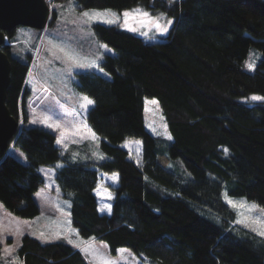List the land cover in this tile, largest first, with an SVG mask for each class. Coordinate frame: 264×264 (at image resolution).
I'll return each instance as SVG.
<instances>
[{"label":"trees","instance_id":"trees-1","mask_svg":"<svg viewBox=\"0 0 264 264\" xmlns=\"http://www.w3.org/2000/svg\"><path fill=\"white\" fill-rule=\"evenodd\" d=\"M73 1L80 8L142 5L174 23L155 42L119 24L94 25L98 41L115 51L99 63L109 76L77 72L75 88L94 102L86 120L106 156L101 161L72 160L55 132L29 124L26 78L36 44L26 45L17 27L6 32V104L21 130L0 149V201L35 218V193L45 184L40 169L55 167L79 235L105 241L112 254L129 247L148 264H264V237L238 224L223 198L226 191L264 207V99L250 98H264V0ZM56 17L52 9L47 31ZM252 48L262 57L247 71ZM148 97L158 99L171 140L146 128ZM132 139L141 140L139 161L123 146ZM108 178L111 199L102 207L97 191ZM18 255L23 264H89L69 243L29 234Z\"/></svg>","mask_w":264,"mask_h":264},{"label":"rangeland","instance_id":"rangeland-1","mask_svg":"<svg viewBox=\"0 0 264 264\" xmlns=\"http://www.w3.org/2000/svg\"><path fill=\"white\" fill-rule=\"evenodd\" d=\"M49 5L57 12L55 26L48 31L43 29L42 35L37 42L38 32L35 28L18 26L17 34H25L26 45L36 44L33 49V58L29 74L26 78V86L30 91L28 110L32 126H42L56 133L62 150L68 153L75 161H101L106 158L100 148V141L94 139L86 115L93 106L86 104L82 98L87 95L75 88L77 81L76 73L80 71L95 70L105 76H109L99 63L107 53L114 54L113 48L98 41L94 25L119 24L121 28L145 37L148 41L155 42L164 37L173 26L174 19L161 11H150L142 5H136L128 9H99L80 8L73 0H49ZM139 9L157 17L162 25H167L166 32L158 31L153 25L148 24L143 18H126L125 11L132 12ZM110 10V11H106ZM88 12L89 16L83 13ZM99 13L100 15H96ZM113 13L117 15H113ZM106 20H114L107 23ZM168 21H171L169 24ZM135 29V30H132ZM7 43H10L7 41ZM262 54L252 48L245 61L244 68L254 71ZM249 65H252L250 68ZM260 95H252L250 96ZM263 98V97H262ZM32 101V102H31ZM93 101V100H92ZM31 103V104H30ZM82 106V105H85ZM145 124L146 128L154 135L171 140L172 136L167 126L157 98L145 99ZM57 125L59 127H57ZM171 137V138H169ZM141 140L132 139L126 141L123 146L128 148L130 157L139 161L142 149ZM12 154L23 162H27L25 153L18 147H11ZM41 173L45 177V184L41 193H45L44 201L38 196L40 214L35 218H23L10 212L0 201V264H23L18 255L24 235L29 234L39 238L43 242H66L82 243V253L89 264H148L141 256L129 247H120L116 254H112L108 244L99 239L86 240L82 238L78 230L66 220L68 214L66 205L70 208V202L62 197L55 179V167L43 166ZM107 178V177H106ZM105 179V178H104ZM114 181L110 178L101 183L98 195L102 207L106 206L111 199L109 189L105 181ZM110 181V182H111ZM36 194V193H35ZM47 198L53 199L50 203ZM224 201L237 213V223L250 231L264 237V207L245 197H232L224 191ZM228 199L245 202L247 205H255V208H234ZM67 203V204H66ZM56 204V206L54 205ZM54 206L59 213L51 210ZM53 220L55 224H53ZM77 235H73L74 231ZM82 241V242H81ZM81 245V244H79Z\"/></svg>","mask_w":264,"mask_h":264},{"label":"water","instance_id":"water-1","mask_svg":"<svg viewBox=\"0 0 264 264\" xmlns=\"http://www.w3.org/2000/svg\"><path fill=\"white\" fill-rule=\"evenodd\" d=\"M47 0H0V149L6 150L9 143L20 133L18 120L11 114L7 104V89L10 84L11 62L2 50L7 43L6 32L20 25L39 30L45 29L51 18Z\"/></svg>","mask_w":264,"mask_h":264},{"label":"snow or ice","instance_id":"snow-or-ice-1","mask_svg":"<svg viewBox=\"0 0 264 264\" xmlns=\"http://www.w3.org/2000/svg\"><path fill=\"white\" fill-rule=\"evenodd\" d=\"M106 11H110V10H106ZM84 16H89V13L88 12H85L83 13ZM96 15H100L99 13H96ZM113 15H117L115 13H113ZM123 16L126 18V23H127V18L129 17H132V18H136V17H140V18H143V20H145L148 24H151L153 25L158 31L160 32H166L168 29H167V25H162L160 23V20L159 18L157 17H152L149 13L147 12H142L141 10L139 9H134L132 10V12H128V11H125L123 13ZM107 23H114L115 21L114 20H106ZM168 23L170 24L171 21H168ZM132 30H135V29H132ZM249 67L251 68L252 65H249ZM84 101H86V104H92L93 101L90 100L89 98L87 97H83L82 98ZM253 100H261V99H264L262 97H258V96H253L252 97ZM86 104L85 105H82V106H85L86 107ZM57 127H59L57 125ZM171 138V137H169ZM61 141H57V143H60ZM114 178H115V174H114ZM39 195V193H38ZM228 203H230L234 208H248L249 210H251L252 208H255L256 206L255 205H247L245 202H237V201H234V200H231V199H228L227 200ZM261 235H264V232H261ZM71 242V241H69ZM107 264V262H106Z\"/></svg>","mask_w":264,"mask_h":264},{"label":"crops","instance_id":"crops-1","mask_svg":"<svg viewBox=\"0 0 264 264\" xmlns=\"http://www.w3.org/2000/svg\"><path fill=\"white\" fill-rule=\"evenodd\" d=\"M93 134L95 135L94 136V139L95 140H98V137H97V135L93 132ZM59 137V136H58ZM58 137H57V141H58ZM58 144V146L62 149V146L60 145V143H57ZM139 144V146H141V149H142V144L140 145V143H137V145ZM126 149H128V148H126ZM63 151H65V150H63ZM41 170V169H40ZM42 188V187H41ZM41 188L36 192V194H35V198H36V200H38V196H39V198L41 199L42 198V200L44 201V199L46 198L45 196H44V194L45 193H41ZM38 193H39V195H38ZM61 194V193H60ZM47 200L49 201V203L53 200V199H51V198H47ZM39 201V200H38ZM37 201V202H38ZM67 204V203H66ZM55 206H56V204H54ZM54 206V209L53 210H51V212L53 211L54 213H59L58 212V210L56 209V207ZM66 212H67V216H68V219H66L70 224H71V216H70V208H69V206H68V204L66 205ZM53 224H55V221L53 220V222H52ZM74 231V230H73ZM73 235H77V232L76 231H74L73 232ZM78 236V235H77ZM64 242H66L65 240H63ZM82 242V241H81ZM67 243H69L70 245H72V246H74V247H76L77 249H79L81 252H83L82 251V243H80L79 241L78 242H76V243H73V242H67ZM79 244H81V245H79Z\"/></svg>","mask_w":264,"mask_h":264},{"label":"built area","instance_id":"built-area-1","mask_svg":"<svg viewBox=\"0 0 264 264\" xmlns=\"http://www.w3.org/2000/svg\"><path fill=\"white\" fill-rule=\"evenodd\" d=\"M49 2V0H47ZM32 102V101H31ZM31 104V103H30Z\"/></svg>","mask_w":264,"mask_h":264}]
</instances>
